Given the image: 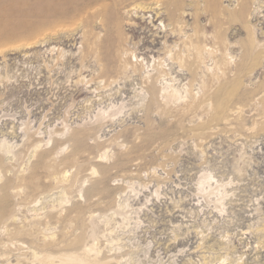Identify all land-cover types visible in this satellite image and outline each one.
Masks as SVG:
<instances>
[{"label":"rangeland","instance_id":"374dc122","mask_svg":"<svg viewBox=\"0 0 264 264\" xmlns=\"http://www.w3.org/2000/svg\"><path fill=\"white\" fill-rule=\"evenodd\" d=\"M0 145V264H264V0H0Z\"/></svg>","mask_w":264,"mask_h":264},{"label":"bare ground","instance_id":"6f19581e","mask_svg":"<svg viewBox=\"0 0 264 264\" xmlns=\"http://www.w3.org/2000/svg\"><path fill=\"white\" fill-rule=\"evenodd\" d=\"M135 6H138V8L139 7H141V8H144V6H140V4H136ZM134 9V8H133ZM245 12H247V4H245V2L244 3H242L241 4V6H240V8H239V10L238 11H236V12H234L233 14H232V17L235 19V18H240V16H242V17H244L245 16ZM241 19V18H240ZM112 39H113V37H111ZM108 42H109V40H108ZM185 47V46H184ZM232 87H234V86H232ZM231 87V89L230 90H232L233 88ZM234 92V91H233ZM231 95V94H230ZM173 96H175V95H173ZM51 138V137H50ZM38 145H36V147H37ZM2 147H1V145H0V149H1ZM4 151V150H3ZM100 156H101V154H100ZM99 160V159H98ZM93 171L92 172H94V169H92ZM203 178V176H201V177H199V180H198V183H200V180ZM206 179V178H205ZM205 181V180H204ZM206 188V187H205ZM203 190V189H202ZM218 199H220V198H218ZM36 202V201H35ZM220 207V206H219ZM258 228V227H257ZM257 230V229H256ZM261 231H264V224H262V227H261ZM94 250V247H93V245L91 244V245H88L87 246V249H85V252L86 253H90L91 251H93ZM62 264H90L89 262H88V260L87 259H84V258H80V257H77V256H69L68 258H67V261H65V262H63Z\"/></svg>","mask_w":264,"mask_h":264}]
</instances>
